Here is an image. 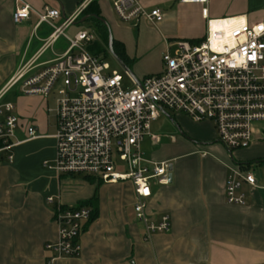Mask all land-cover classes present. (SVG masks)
<instances>
[{"label":"crops","instance_id":"obj_1","mask_svg":"<svg viewBox=\"0 0 264 264\" xmlns=\"http://www.w3.org/2000/svg\"><path fill=\"white\" fill-rule=\"evenodd\" d=\"M22 1L35 11L41 12L46 6L60 11L58 26L75 15L83 4L88 3V8L97 1L101 16L111 33L114 31L113 38L123 45L130 65L143 76L136 77L140 80L161 72L167 45L160 49L159 66H154L149 52L154 44L147 27L150 23L144 20L134 23L138 29L135 39L130 29L115 21L114 16L118 17L113 10L114 0ZM221 1L228 5H220ZM142 5L147 10L159 8L163 12V21L154 26L165 36L166 43L205 38L208 28L202 14L205 8L213 21L237 19L253 24L264 19V0H208L207 5L142 0ZM18 6L17 0H0V92L26 64L49 61L68 50L56 52L58 41L47 50L52 52L50 58H44L47 52L36 56L50 34L45 38L40 35L46 25L36 30L38 18L32 13L29 20L15 23ZM77 21L65 31L66 35L73 26H77L75 34L86 31L82 28L87 20ZM46 27L48 32L52 31ZM99 32L103 40V33ZM95 43L88 46L94 56ZM12 91L5 97L6 101L12 102L9 100ZM14 93L12 103L20 127L16 132L17 145L11 152L12 163H8L6 153L0 155V264H47L53 256L46 245L56 243L59 235L53 217L56 205L47 203L49 197L59 198L65 207L90 203L96 211L92 222L83 224L80 257L56 264H264V191L244 185L246 207L229 205L225 197L227 166L233 160L244 163L264 160L262 124L248 149L250 155L233 153L232 156L217 142L209 123L196 124L184 115L167 117L179 131V135L174 133L169 140L153 134L151 128V135L160 142L155 144L151 137L146 138L145 155L149 154L151 161L170 162L173 171L169 186L152 183L147 208L153 221L168 215L171 230L148 242L144 239L143 225L135 217L136 198L130 183L106 184L100 180L59 176L55 170L44 167L45 162L52 163L56 156L53 138L56 115L49 113L44 97L23 96L17 89ZM29 127L37 129L39 138L28 139ZM146 144L150 145L148 152Z\"/></svg>","mask_w":264,"mask_h":264},{"label":"built area","instance_id":"obj_2","mask_svg":"<svg viewBox=\"0 0 264 264\" xmlns=\"http://www.w3.org/2000/svg\"><path fill=\"white\" fill-rule=\"evenodd\" d=\"M182 4L207 5L208 0H179ZM14 21L21 24L38 18L35 27L42 25L52 31L36 54L47 50L64 38L69 47L61 56L49 61H32L22 68L0 92V155L6 153L12 163L16 132L20 119L14 103L6 101L7 94L17 89L23 96H53L56 109V156L44 167L59 176H92L106 184L130 183L135 193L136 220L144 227L148 242L156 235L171 230V219L163 215L153 221L147 213L152 197V183L169 186L170 162L146 158L143 143L151 137L152 124L168 112L184 115L196 124L209 123L220 143L232 156L235 151L247 150L255 142L258 127L264 123V19L256 23H235L214 29L208 9L202 11L207 20V35L203 42H167L159 74L140 79V85L128 76L133 88H125L124 77L100 57L92 55L88 46L94 43L93 33L81 31L68 37L70 28L87 9L83 4L60 26V11L48 6L39 12L22 0ZM113 10L126 24L146 21L152 25L163 21L159 8L147 10L142 0H114ZM222 21V20H221ZM234 21V22H233ZM28 139L39 138L37 129H27ZM226 202L246 207L244 185L264 191L255 176L234 161L227 166ZM56 205L54 222L59 239L46 245L52 253L47 264L72 260L81 255L80 236L83 224L89 222L93 209L87 205L65 207L57 197L47 199Z\"/></svg>","mask_w":264,"mask_h":264},{"label":"rangeland","instance_id":"obj_3","mask_svg":"<svg viewBox=\"0 0 264 264\" xmlns=\"http://www.w3.org/2000/svg\"><path fill=\"white\" fill-rule=\"evenodd\" d=\"M227 2L226 1H221L220 5H225ZM228 5V3H227ZM115 21L117 22V24L125 29H130L131 33L134 35L135 39L138 37V29H136L137 27H135V24H123L122 22H120L116 16H114ZM84 28H82L83 30L86 31H91L95 37V41L98 44V47L101 51L100 56L102 58H104V60L106 61V63L110 66V71H116L119 72L123 77H124V81H125V88H133L132 83L130 82V80L125 76L124 71L121 69V67L119 66V64L117 63V61L115 60V58L113 57V55L110 53L109 51V47L106 45V43L103 42V40L100 38L99 34V30L97 28V26L95 25L94 21L91 22H87L85 25H83ZM148 29H149V34H150V38H152L153 40V46L150 49V56H151V62L154 61V66L157 65V67L159 66V53H160V49L164 47V45L166 44L165 42V36L162 35L161 31H159L154 25L152 24H148ZM47 30V31H46ZM77 30V26H73L71 28V30H69L67 32V36L70 38H73L75 35V32ZM112 30V29H111ZM51 32V31H50ZM50 32H48V28L46 26H44L41 31H40V35L42 37H48V35L50 34ZM114 31H112L113 33ZM34 44H38L36 40H34ZM68 48V43L65 41L64 38H61L59 40V42L57 43V45L55 46V51L56 52H63ZM51 51H48L44 58L48 59L51 57ZM140 62V61H138ZM141 67H143V65H141ZM140 67V68H141ZM131 71L135 74V76H138L139 78L143 77L141 75H138V71L137 68L134 67V65L131 66ZM15 90H13L10 95H9V100H11L13 102V99L15 97ZM46 102L49 104V109L50 110H55L56 109V103L54 101L53 96L50 98H45ZM48 108V106H47ZM169 116L171 118L174 119V117L178 114H175L173 112H168ZM51 116H54V114ZM51 118V117H50ZM188 118V117H187ZM189 119V118H188ZM193 122V121H192ZM51 124L53 127V119L51 118ZM262 127H264V123L261 125ZM51 127L50 132L53 133V128ZM152 133L159 135V136H163L164 139H171V136L175 134L179 135V131L178 129L174 126V124L171 122V120L169 118H167L166 115H162L161 118L156 121V123H154L152 125ZM215 133V130H214ZM165 135V136H164ZM216 136V133H215ZM149 144L145 145V149L148 152L149 151ZM251 150L249 151L247 150H239V151H235L234 153H246L247 155H250ZM146 158H149V154H146ZM150 159V158H149ZM246 163V162H245ZM251 173L255 176L256 180L258 181L259 184L264 183V163L260 164V165H253L250 169ZM77 178H84V175H75Z\"/></svg>","mask_w":264,"mask_h":264},{"label":"trees","instance_id":"obj_4","mask_svg":"<svg viewBox=\"0 0 264 264\" xmlns=\"http://www.w3.org/2000/svg\"><path fill=\"white\" fill-rule=\"evenodd\" d=\"M85 17H88L87 22L94 21V23L96 24L97 28L101 31V33H103L104 43H106V45L109 47V30L100 20L97 19V18L103 19V17L101 16L100 11L97 8V1H94V2H92L89 5V7L85 10V12L82 14V16L78 19L77 22H81L82 19H84ZM204 39L205 38H203L201 40H198V41H191V42L199 44V43L203 42ZM93 49L97 50V52L95 53V56L99 57L101 51H100L97 43L94 44ZM114 54H115V56L118 59H120L123 63H125L129 68H131V65H130V62L128 60V57L125 54L123 45L121 43L117 42L115 39H114ZM102 59L104 60V58H102ZM151 76H153V75H151ZM148 77H150V76H148ZM233 161L239 167H241L242 169H245L247 171H250V169H251V167L253 165H260V164L264 163L263 159H259L257 161H251V162H247V163L236 162L235 160H233ZM72 176H75V175H72ZM84 179L87 180V181H92V182L95 181V180L96 181L99 180V179H97L95 177H92V176H84ZM88 204L90 205V203H88ZM88 204H87V206H89ZM95 212L96 211L94 210L93 214H92V217H91L89 222H92V220L95 218Z\"/></svg>","mask_w":264,"mask_h":264},{"label":"water","instance_id":"obj_5","mask_svg":"<svg viewBox=\"0 0 264 264\" xmlns=\"http://www.w3.org/2000/svg\"><path fill=\"white\" fill-rule=\"evenodd\" d=\"M98 20H100L109 30V51L110 53L113 55V57L115 58V60L117 61V63L119 64V66L121 67V69L128 75L130 76L137 85H140V81L139 79L135 76V74L131 71V69L125 64L123 63L120 59H118L115 54H114V38L113 35L111 33L110 27L107 24V22L104 19L101 18H97ZM86 20H88V17H85L84 19H82L81 23H84ZM170 171H171V176H170V182H172V171H173V166H170Z\"/></svg>","mask_w":264,"mask_h":264},{"label":"bare ground","instance_id":"obj_6","mask_svg":"<svg viewBox=\"0 0 264 264\" xmlns=\"http://www.w3.org/2000/svg\"><path fill=\"white\" fill-rule=\"evenodd\" d=\"M231 22H232V21H225V22L220 21V22H217L216 24H214V25H213V28L216 29V28H219L220 26H222V27H228L229 23H231ZM233 22H234V21H233ZM241 22H242V21H241ZM241 22H240V20H239V21L236 20V21L234 22V24H235V23H241Z\"/></svg>","mask_w":264,"mask_h":264}]
</instances>
